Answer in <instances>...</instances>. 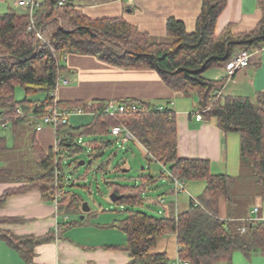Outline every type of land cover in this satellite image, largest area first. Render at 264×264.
Wrapping results in <instances>:
<instances>
[{"label": "trees", "instance_id": "trees-1", "mask_svg": "<svg viewBox=\"0 0 264 264\" xmlns=\"http://www.w3.org/2000/svg\"><path fill=\"white\" fill-rule=\"evenodd\" d=\"M78 1L42 0L33 13L25 9L0 15V128L11 123L14 135L19 127L31 125L32 121L41 123L51 108L62 113L93 115L90 124L80 127L72 126L69 119L66 122L63 117L58 119L54 127L57 145L48 152L32 139L30 153L35 158H31V165L25 163L24 171L22 167H15L17 170L0 167V182L27 184L5 191L0 197V208L10 196L36 189L46 202L53 203L55 196L60 195L58 214L69 219L62 230L83 224L86 218L81 217L92 211L84 213V201L72 192L75 183L66 171V161L86 151L93 161L101 162L97 172H108L114 156L102 160L119 143L116 138L109 140L111 128L122 126L131 133L132 141L147 152L151 163H159L162 171L166 169L171 174L169 179L184 184L185 192L179 195L188 192L186 185L191 182H205V190L199 199H191L190 208L184 213L176 211V201L162 204L164 199L158 198L152 205H159L163 215L153 216L140 209L151 206L143 195L156 177L147 176L146 186L108 183L113 193L123 196L116 203L122 209L111 211L121 215L111 227L126 235L127 244L107 249L130 253L131 264H174L167 254L154 252L164 236L174 234L178 239V258L189 264H231L236 252L248 259L258 251L264 252V220L248 219L245 214L233 216L236 205L233 190L239 176L214 175L210 161L179 157L177 119L171 103L154 106L136 100L58 102L55 97L68 55L94 56L122 69L153 70L174 92L196 95L203 120L216 118L224 134L239 135L241 168H252L251 177L263 188L260 193L263 197L264 92L257 93L255 101L223 96L220 92L227 78L211 80L204 74L214 68L226 70L227 64L242 50L259 53L264 49V0H257L262 19L253 32L234 34L228 26L217 34V22L228 0H203L193 33L187 32L183 22L170 18L166 37L161 41H155L149 33L123 18L91 19L79 9ZM17 87L25 90L22 101L15 98ZM39 93L45 94L44 98L34 99ZM111 103L127 107L135 104L139 109L112 117L105 112ZM6 142L0 135V154L8 150ZM77 170L75 167L73 174ZM57 171H60L58 178ZM113 171L122 175L127 171L126 163L117 164ZM223 200L228 204L225 219L221 218ZM12 221L0 219V225ZM243 227L247 228L246 233H241ZM0 238L26 264H33L36 247L53 242L55 233L16 237L0 229Z\"/></svg>", "mask_w": 264, "mask_h": 264}, {"label": "crops", "instance_id": "crops-1", "mask_svg": "<svg viewBox=\"0 0 264 264\" xmlns=\"http://www.w3.org/2000/svg\"><path fill=\"white\" fill-rule=\"evenodd\" d=\"M18 1L0 0V8L7 6L9 11L25 10L18 5ZM202 2L203 0H80L77 6L91 19L123 18L142 32L149 33L155 41H161L166 37V25L170 18L183 22L187 32L193 33L201 13ZM261 19L262 12L257 0H228L227 7L217 22V34L228 26L232 27L234 34L253 32ZM63 65L65 69L61 73L60 84L55 93L56 101L89 103L96 100L114 102L136 100L154 106L171 103V109L177 119L179 157L208 160L211 163V172L236 176L234 165L238 139L231 138L233 134H224L219 129L216 118L197 121L196 95L174 92L153 70L122 69L102 62L94 56L68 55ZM223 78H227V81L220 92L221 95L255 101L256 94L264 92V49L253 57L248 68L239 71L232 78H229L227 71L223 69L220 79ZM68 119L72 126L80 127L90 124L93 115L71 114ZM34 125L38 126L40 122L35 124L32 121L31 125L19 127L14 136H26L30 147H32V139H35L39 147L48 152L57 144L55 129L48 125H41L36 129ZM3 129H10L13 134L11 123L5 124L0 131ZM10 150L12 147H8V150L2 153L5 154ZM152 164L160 165L155 162ZM4 166L8 165L0 161V167ZM238 167L237 175L240 174L241 169L240 158ZM151 176L163 178L165 188L157 198L148 194L143 195L147 199V205L153 206L154 200L159 198L164 199L165 203L176 201L178 213L189 210L190 204L184 197L175 196L172 182L167 176H157L156 173ZM25 185L27 184L24 182H0V197L7 190L20 189ZM154 187L155 183L151 184L149 189ZM189 193L187 192V195ZM223 201L221 218L225 219L227 205L226 201ZM155 206L158 215L162 216V208L159 205ZM255 208L258 207H254L244 217L257 221L264 220V210L259 208L258 214H255ZM119 217L121 215L112 213L111 209L101 208L95 211L94 220L89 221L84 216L86 221L80 226L62 230V225L69 221L68 217L60 216L53 203L46 202L40 191L31 189L10 196L5 206L0 208L1 220H13L2 223L0 229L16 237H43L55 233L53 242L36 247L33 264H131L133 260L130 253L107 249L112 246L123 247L127 244L126 235L111 227ZM154 252L167 254L171 263H175L179 259L177 236L174 234L164 236ZM0 264L26 263L16 250L0 238ZM231 264H264V252L258 251L249 259L242 253L236 252Z\"/></svg>", "mask_w": 264, "mask_h": 264}, {"label": "rangeland", "instance_id": "rangeland-1", "mask_svg": "<svg viewBox=\"0 0 264 264\" xmlns=\"http://www.w3.org/2000/svg\"><path fill=\"white\" fill-rule=\"evenodd\" d=\"M9 12L8 7L0 8V15L6 14ZM223 69L214 68L208 70L204 76L205 78L210 79H220ZM25 90L21 87H17L15 91V98L17 101H22L25 99ZM45 94L39 93L35 98L41 99L44 98ZM189 97V96H188ZM196 112L197 108L195 109ZM4 131V132H3ZM0 134L6 138V145L8 147H12V150L7 151L5 154H0V161L6 162V164L14 169L21 168L24 171L25 163H29L31 165V147L28 142V138L24 135H20L15 137L10 129L1 130ZM236 137L238 139L237 145L235 147V165H234V173L236 176H239L236 187L233 190V198L236 202L234 215L233 216H243L244 214L253 210L254 207L261 208L264 210V196L260 197V193H262L263 188L257 185L255 180L252 179V168L243 167L239 172V158H240V137L238 134H233L230 136ZM115 138L110 137L109 140H114ZM239 145V146H238ZM112 161L110 167L108 168V172L101 173L97 172L101 162L93 161L89 157V153L86 151L80 153L79 155L68 159L65 164V168L68 174L72 175V182L75 183V186L71 189L72 192L77 194L85 203H88L92 213L87 216L89 221L94 220L93 215L95 211L102 208V210L111 209L119 210L120 207L118 204L113 203L110 199L111 191L108 183H119L121 185H130V186H140L143 183L146 186L147 176L157 174L160 176L162 173V167L156 166V164H152L149 161V155L147 152L137 143L130 141L126 145H122L120 142L115 146L109 149L102 162L107 161L110 157H112ZM33 159V158H32ZM84 161L85 165L80 166L79 163ZM126 163L127 171L122 175L115 174L113 168L117 164ZM19 166V167H18ZM75 167H78V170L73 174ZM17 170V169H16ZM231 171V169H230ZM155 172V173H154ZM214 175L215 172H212ZM19 176V175H18ZM187 189L190 192L189 195L187 193L181 194L180 197H184L186 202L190 204L191 199L197 200L203 194L205 190V182H191L188 183ZM150 185L146 186V193L150 197L157 198L164 192V183L163 178L158 177L155 182V187L153 189H149ZM145 198V197H144ZM224 202V201H223ZM226 203V202H225ZM228 206V204L226 203ZM157 207L155 205L150 207H145L140 209L143 212H146L153 216H159L157 213ZM113 209V210H112ZM262 214V212H261ZM74 219H77L76 217ZM104 220L103 218H101ZM100 219V220H101Z\"/></svg>", "mask_w": 264, "mask_h": 264}, {"label": "built area", "instance_id": "built-area-1", "mask_svg": "<svg viewBox=\"0 0 264 264\" xmlns=\"http://www.w3.org/2000/svg\"><path fill=\"white\" fill-rule=\"evenodd\" d=\"M42 2V0H19L18 1V5L21 7H24L25 9H30V12L33 13V10L36 9L39 4ZM62 5V3L60 4ZM38 37L40 39H42V36L40 33H38ZM257 54V52H250L248 50H242L239 53H237L232 60L227 64L226 66V70L228 72V76L232 77L235 73H237L238 71L244 70L246 68H248L252 62L253 57ZM60 84V82H59ZM59 86V85H58ZM58 88V87H57ZM138 105H130L129 107L125 106V105H121V104H117V103H111L109 104V106L106 108V113L112 117L117 116L118 114L121 113H125L126 111H131V112H135L138 111ZM162 108H160L159 110H161ZM71 114H84L81 112H59L56 108H51L48 110L46 116L43 118L42 122L40 123V125L37 126V129L40 128L41 125H48V126H52L53 128L55 127L57 120L60 119L61 117L64 118V122H66V120L69 118V116ZM196 119L197 121H202L203 120V116L201 113H197L196 115ZM111 135L112 137L119 139V142L122 145H126L128 144L130 141L133 140V137L131 135V133L126 130L124 127L122 126H118V127H113L111 128ZM81 143V141H80ZM57 145V144H56ZM163 174L169 176L168 178L171 177V174L168 172V170L164 169L162 171ZM57 174V178L60 175V171L56 172ZM172 181V185L174 187L175 190V194L178 196L180 193L185 192V187L184 184L182 182H180L177 179H170ZM60 200V195H56L55 199L53 201V205L57 208L58 202ZM161 203L164 204L165 201L161 200ZM259 212V208H255L254 209V213L258 214ZM247 228L243 227L241 229V233H246ZM174 264H189L188 262H184L181 260H177Z\"/></svg>", "mask_w": 264, "mask_h": 264}, {"label": "water", "instance_id": "water-1", "mask_svg": "<svg viewBox=\"0 0 264 264\" xmlns=\"http://www.w3.org/2000/svg\"><path fill=\"white\" fill-rule=\"evenodd\" d=\"M79 165L80 166L85 165V162L82 161V162L79 163ZM122 198H123V196L117 195L116 193H112L111 196H110V199H111V201L113 203L119 202L120 200H122ZM82 210H83L84 213L90 212L91 209H90L88 203H85V202L83 203ZM83 219H84V216L81 217V220H83Z\"/></svg>", "mask_w": 264, "mask_h": 264}]
</instances>
